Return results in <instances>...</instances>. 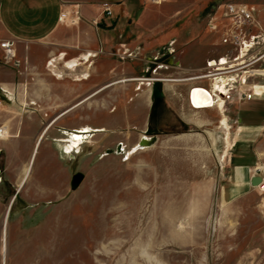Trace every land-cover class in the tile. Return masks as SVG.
<instances>
[{"label": "rangeland", "instance_id": "rangeland-1", "mask_svg": "<svg viewBox=\"0 0 264 264\" xmlns=\"http://www.w3.org/2000/svg\"><path fill=\"white\" fill-rule=\"evenodd\" d=\"M228 1L249 8L264 3L146 0L124 16L103 6L99 19L62 17L65 39L74 45L56 53L45 52V44L31 54L14 50L9 63L19 68V91L25 98L21 94L3 111L9 136L0 146V264H264V155L256 165L252 154L255 145L264 151V94L238 105L230 102L229 117L222 114L220 121L223 143L215 110L179 107L178 93H186L189 81L162 80L155 86L156 81L144 78H184L202 70L207 58L223 53L220 32L211 24ZM62 50L67 52L59 69L66 71L63 59L90 51L75 66L79 73L89 72L87 79L73 80L65 73L59 80L48 70L46 63ZM171 57L180 69H157ZM122 78L144 79L117 82L53 123L98 87ZM256 82L264 83V77ZM162 90L186 119L151 125L145 133L147 111L151 113ZM239 116L243 123L260 126L245 154L253 163L251 173L262 182L236 193L229 188V152L240 150L231 147ZM22 120L28 124L22 126ZM48 123L52 126L18 187ZM78 124L106 129L84 139L79 151L67 152L63 129H77ZM143 137L148 145L138 146ZM118 142L126 145L125 155L115 151ZM76 172L84 178L73 189Z\"/></svg>", "mask_w": 264, "mask_h": 264}, {"label": "crops", "instance_id": "crops-1", "mask_svg": "<svg viewBox=\"0 0 264 264\" xmlns=\"http://www.w3.org/2000/svg\"><path fill=\"white\" fill-rule=\"evenodd\" d=\"M144 1L146 0H0V35L4 39L13 40L15 42L14 50L15 51L17 50L18 53L23 54L25 51H27L28 53L30 52L31 54L32 49H34L39 44H45L44 45L45 52L54 53L55 51H58L61 48L64 49L65 46L70 45L69 43L74 45L75 42L74 40L69 42V40L65 39L66 30L61 20L62 17L64 18L66 16L67 18L70 16H76L78 18L80 16H86V17H96L95 19H99L101 16H103V14L99 12L100 8L102 7V9H104V7L106 6L110 9V14L118 13V10H120L122 11L120 16L121 15L124 16L127 13H132ZM251 8L253 10L252 12L255 21V25H254L255 29L260 28L261 30L264 31V3L263 4L258 3L256 6H252ZM79 43L82 44L83 42H77V44ZM24 47H26L27 49L25 50ZM66 52H67L66 50L64 51L62 50V52L55 57H58L60 59L62 56L64 58ZM87 52L90 53V51ZM81 56H84V54ZM81 56L78 58H81L80 60H83ZM76 58L77 57H74L73 59ZM208 59L209 58H207L206 61ZM70 60H72V58ZM173 60L174 62L176 61L174 58ZM59 61L60 60H58V64H57L58 67H59ZM65 61L67 62L69 60L63 59V62ZM206 61L204 63V66L206 64ZM176 62L179 64V67L175 68V70H178L181 68L180 63L178 61ZM46 67H48L47 63H46ZM19 72H20L19 68H16L14 65L10 63H4L0 60V128L2 126H7L5 125L6 121L4 119L3 111L6 108H11V105L13 104L12 102H14L15 100H20L21 94L23 96L22 99L25 98L24 94L19 91L20 88L19 86L21 84L20 80H22L23 78L19 76ZM54 76L58 79V76H56L55 74ZM88 77L89 75L87 76V78ZM172 77H180V76L173 75ZM87 78H83V79H87ZM61 79L63 78L59 77V80ZM73 80L80 81L82 79H73ZM173 83H177V82H173ZM188 83L189 84L186 93L184 94H182V92L178 93L182 100V103L179 104V107L180 108L186 107L188 110L193 111L194 108L190 106L188 100V89L190 88L192 82H188ZM200 84L207 86L205 81H201ZM255 91L259 95L253 99L261 98L262 94H264V83L261 82L260 84H256ZM149 96H150L149 102L152 104V97H151L152 92L151 93L149 92ZM141 99H142L141 96L139 97L137 96V100L142 101ZM154 99H155V102L153 103L154 105H150L152 107V109L150 110L151 113L147 111V118L145 122L146 128L143 130V132L146 133L147 129L151 127V125L155 127L156 126L160 127V126H165L168 123H172V124L178 123L180 118L186 119L184 116L180 114L179 111L180 108L175 105L174 98L170 100V98L167 96L164 90L159 92V95H156ZM170 102H172L171 106H170ZM233 102L235 104L233 103L227 104L225 110L221 108L219 109L217 106L204 108V110L205 109L215 110L216 113L220 116V118L218 119L217 127L222 134L223 143H224V135L222 132V128L220 127L221 116L222 114H224L226 117H229L228 106L230 104L236 105L237 103H241V102H237L235 99ZM159 111H160V115H159L160 117L158 119L160 120L157 121L158 119L156 120L155 118L156 116L154 117V115H157ZM60 118H58L57 120H59ZM57 120H55L53 123H55ZM237 121H240L241 124L238 126L237 134H235L231 147L238 145L240 150L239 149L236 150L235 153L233 154L232 152H229V161L232 160L231 162L232 172L230 177L232 185L229 186V188L231 189V192H236V193L237 191L242 190L248 185H251L250 179L253 176V174L251 173L252 170L251 166L253 163L248 161L250 159L248 158L249 156L245 154V152H247V149L249 148L248 145L254 133L257 131V128L260 127L259 124L243 123V117L241 116L237 118ZM227 123H228V119H227ZM25 124L28 123H26L25 120H22L21 125L23 126ZM230 129H232L231 125H230ZM241 132L244 133V136L240 135ZM6 140L7 137L6 139L0 138V146L2 147L5 146ZM121 144L125 145L123 142H118L116 145H121ZM126 148L127 147L125 145V149ZM252 154L253 157L257 159L254 163L258 165L260 163L259 160L261 159L262 155H264V151L262 150L261 147L255 145V147L252 146ZM236 156L239 157V159H241V162L234 163L233 158Z\"/></svg>", "mask_w": 264, "mask_h": 264}, {"label": "built area", "instance_id": "built-area-1", "mask_svg": "<svg viewBox=\"0 0 264 264\" xmlns=\"http://www.w3.org/2000/svg\"><path fill=\"white\" fill-rule=\"evenodd\" d=\"M106 10L109 11L107 6ZM252 11L244 2L228 1L221 4V14L211 24V28L220 32V43L225 46V51L209 58L198 73L186 77L189 78L187 81L192 82L188 89V100L192 108H197L191 102V92L195 89L206 90L214 99L209 107L217 106L223 110L234 99L243 102L259 95L255 91V85L258 84L256 78L264 77V31L260 28L255 29ZM14 45L13 40L4 39L0 35L2 62L9 63L13 59ZM157 65V69L160 70L179 67L172 57ZM144 78L146 81L163 82L162 80L172 77ZM198 81H205L207 86ZM228 126L229 130L230 125ZM124 150L125 146L122 144L115 148L116 152L125 155Z\"/></svg>", "mask_w": 264, "mask_h": 264}, {"label": "bare ground", "instance_id": "bare-ground-1", "mask_svg": "<svg viewBox=\"0 0 264 264\" xmlns=\"http://www.w3.org/2000/svg\"><path fill=\"white\" fill-rule=\"evenodd\" d=\"M84 56H88L87 54H84ZM58 60H60L58 57H54L51 58L49 63H48V67H49V71L52 74H55L58 77H61L63 75H72L73 77H75L76 79H81L83 78H87V76L89 75V72L87 70H82L81 73H79V71L77 72L75 69V66L77 65V63H79L78 58L76 59H72L69 61H65L63 62V65L65 66V68L68 70H63V69H59V67L57 66L58 64ZM84 71V72H83ZM76 72L78 74H76ZM66 73V74H65ZM76 74V75H75ZM133 79H144V78H122V79H118V80H114L110 83L104 84L100 87H98L97 89H95L93 92L89 93L86 97H84L83 99H81L80 101H78L77 103L73 104L72 106H70L69 108H67L66 110H64L63 112H61L59 115L56 116V118L53 120V122L55 120H57L58 118H60L61 116L65 115L69 110L77 107L78 105H80L81 103H83V101L91 98L92 96H94L95 94L99 93L100 91L104 90L105 88L117 83V82H127ZM189 78H169V79H164V81H187ZM212 100H214L213 98H211V96L209 95V93L206 90L203 89H195L191 92V102L196 106V107H207V106H211L212 105ZM220 105V103H219ZM52 123H48L44 129L41 131V133L39 134L36 143L33 147V150L31 152V155L29 157V160L26 164V166L24 167V169L22 170V176L20 177L21 179L18 182V187L22 186L24 181L26 180L28 173L31 169V161H32V156L34 154V152L36 150H38L39 144H40V140L43 138V134H46L47 130L52 126ZM73 129V128H72ZM67 130V129H63V133L67 134V139L65 140V144H64V148L66 149L67 152L69 151H79L80 149V144L83 142L84 139H86L89 136L93 135V132H101V131H105V127L103 126H99V127H93L90 125H81L79 127H77V129H73V130ZM8 131L6 126H2L0 128V138H6L8 137ZM143 142V145H141L139 143L138 146H145L148 145L149 143V139L147 138H141V141ZM76 149V150H74ZM130 153V151H129ZM262 190H264V184L260 187ZM5 231V230H4ZM5 234V233H4ZM5 236V235H4ZM5 251V250H4Z\"/></svg>", "mask_w": 264, "mask_h": 264}, {"label": "water", "instance_id": "water-1", "mask_svg": "<svg viewBox=\"0 0 264 264\" xmlns=\"http://www.w3.org/2000/svg\"><path fill=\"white\" fill-rule=\"evenodd\" d=\"M139 143L143 145V142H139ZM83 178H84V174L82 172H76L75 174H73L70 181L71 188L73 189L76 188L79 185V183L83 180ZM261 182H262V178L259 175H253L250 179V184L253 186L259 185Z\"/></svg>", "mask_w": 264, "mask_h": 264}, {"label": "trees", "instance_id": "trees-1", "mask_svg": "<svg viewBox=\"0 0 264 264\" xmlns=\"http://www.w3.org/2000/svg\"><path fill=\"white\" fill-rule=\"evenodd\" d=\"M158 84V82L155 83V86Z\"/></svg>", "mask_w": 264, "mask_h": 264}]
</instances>
